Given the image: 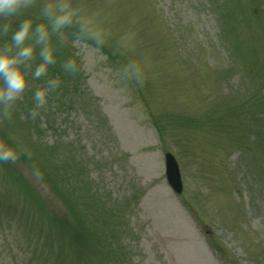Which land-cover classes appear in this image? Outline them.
<instances>
[{
  "label": "rangeland",
  "instance_id": "rangeland-1",
  "mask_svg": "<svg viewBox=\"0 0 264 264\" xmlns=\"http://www.w3.org/2000/svg\"><path fill=\"white\" fill-rule=\"evenodd\" d=\"M73 3L108 36L89 48L75 26L63 42L53 34L56 63L39 79L27 69L13 118L0 119V140L19 154L0 163V264H44L54 252L39 233L59 216L72 227L66 262L46 264H264V0ZM26 14L39 22L38 5ZM126 31L135 40L121 48ZM73 56L80 71L69 75ZM130 59L144 65L142 87L117 77ZM50 77L61 85L29 119Z\"/></svg>",
  "mask_w": 264,
  "mask_h": 264
},
{
  "label": "clouds",
  "instance_id": "clouds-1",
  "mask_svg": "<svg viewBox=\"0 0 264 264\" xmlns=\"http://www.w3.org/2000/svg\"><path fill=\"white\" fill-rule=\"evenodd\" d=\"M39 6V22L26 14V10ZM75 26V36L89 48L102 47L107 39L106 30L91 15L81 14L73 0H0V119L13 118L16 103L30 85L27 69L32 79L45 77L57 61L52 35L63 42L65 29ZM135 40L133 31H126L119 38L121 48L131 47ZM39 63L33 67V61ZM62 70L69 74L80 71L78 60L65 59ZM120 82L127 88L135 83L142 87L145 81L144 65L139 59H130L116 69ZM61 80L48 78L43 87L34 89L33 106L29 119H35L44 108L52 90L59 88ZM17 150L0 140V163L18 159ZM37 176L39 171L35 170Z\"/></svg>",
  "mask_w": 264,
  "mask_h": 264
},
{
  "label": "trees",
  "instance_id": "trees-1",
  "mask_svg": "<svg viewBox=\"0 0 264 264\" xmlns=\"http://www.w3.org/2000/svg\"><path fill=\"white\" fill-rule=\"evenodd\" d=\"M51 70L54 73L57 72L56 69H54V68H52ZM2 167L5 170H7V166L6 165H1V168ZM44 173H48V172L45 170ZM53 176L54 175H52V177ZM53 179H54V177H53ZM62 179L63 180H61L59 183H57L58 185L54 187L55 190L57 188L58 191H59V189L62 192L65 191V185L66 184L68 185L69 178L68 179L67 178H62ZM13 192H14V190L12 188H8V189H6L5 193L6 194H11ZM75 194L77 195L78 198H80L81 194H79V193H75ZM30 195H32V194L30 193ZM32 197L35 198L34 195H32ZM5 198L7 199L8 203L4 201L3 204H9L11 200L16 199L17 197L11 196V198H8L7 196H5ZM7 213H13L12 215L18 214L17 211L12 210L10 208V205H8V207H7ZM25 223H28L27 229H31L32 226H33L34 221L32 219L28 218L25 221ZM75 225L77 226V229H78V226H79L78 222H75ZM49 227L54 229V233H52L50 231ZM71 228L72 227L70 225L69 220L62 219L61 216H59L57 219H54L48 227L47 226L41 227V232L39 233V235L41 234V237H44L46 245H48L51 248V252H54L53 254H51V257H47L46 258V261L44 262V264H46L47 262L53 263V262H55L56 259H58L61 262H66V259H65L66 254H67L66 248L69 247L68 241H69V239L71 237V231H72ZM29 231H30V234H31L32 229L29 230ZM30 234H28V238H29ZM41 237L39 239H41ZM27 242L28 243H32V241H27ZM13 245L17 246L19 249L25 250L24 247L29 246L30 244L25 245L24 243L14 242L13 241ZM39 263L43 264L41 261H39Z\"/></svg>",
  "mask_w": 264,
  "mask_h": 264
},
{
  "label": "water",
  "instance_id": "water-1",
  "mask_svg": "<svg viewBox=\"0 0 264 264\" xmlns=\"http://www.w3.org/2000/svg\"><path fill=\"white\" fill-rule=\"evenodd\" d=\"M166 172L170 187L178 195L182 193L181 175L176 160L171 154L166 155Z\"/></svg>",
  "mask_w": 264,
  "mask_h": 264
}]
</instances>
